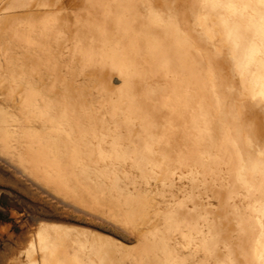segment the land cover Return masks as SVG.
I'll return each instance as SVG.
<instances>
[{
	"label": "bare ground",
	"instance_id": "obj_1",
	"mask_svg": "<svg viewBox=\"0 0 264 264\" xmlns=\"http://www.w3.org/2000/svg\"><path fill=\"white\" fill-rule=\"evenodd\" d=\"M128 1L0 0V90L6 100L19 96L13 105L20 115L3 111L0 100V157L66 201L127 221L140 245L132 222L143 218L155 226L151 207L90 183L89 160L101 167L119 153L117 143L111 154L96 144L109 134L106 122H114L131 145V166L141 182L176 175L180 186L189 185L191 205L187 197L182 208L166 214L167 233L188 229L195 232L190 239L200 234L197 247L209 264H264V0ZM13 50L30 62L28 74L39 76L44 69L52 75L51 99L38 103L39 94L23 83L25 72L12 67ZM77 77L100 99L77 86ZM95 102L102 111L93 110ZM213 152L224 153L230 165L226 184L218 186ZM240 196L248 213L253 208L262 215V224L242 207L247 219L233 224L226 218L230 201ZM201 198L212 201L205 205ZM249 217L254 225H246ZM257 225L261 231L249 230ZM44 229L40 250L22 257L26 264H113L114 253L102 247L101 237ZM152 238L142 253L137 246L130 256L173 264L170 255L169 263L155 256L169 253L162 251L165 235ZM249 240L258 244L244 245Z\"/></svg>",
	"mask_w": 264,
	"mask_h": 264
},
{
	"label": "rangeland",
	"instance_id": "obj_2",
	"mask_svg": "<svg viewBox=\"0 0 264 264\" xmlns=\"http://www.w3.org/2000/svg\"><path fill=\"white\" fill-rule=\"evenodd\" d=\"M230 1L235 4L240 3L237 0ZM212 2L217 4L219 1L212 0ZM128 4H130V0L128 1ZM39 16H42V13H40ZM16 19H18V17H16ZM20 53L21 52L13 50L11 56H9L12 60V67L17 71L21 70L25 72V79L23 80V83L26 84V86L30 88L31 91L39 94L38 103H40V99H51L52 92H50V88L52 84V75L47 73V71L44 69H41L39 76L28 74L30 62L24 57V55ZM58 62L61 64L59 60ZM60 69L62 70L63 76L66 77L67 73L65 72L66 70L64 65L61 64ZM40 76L41 78L43 77L42 80H40ZM4 77L5 73L4 68L2 67L0 68V80H2ZM82 77L76 78L75 82L77 86H79L83 90H86V94L93 95L94 98L100 99L99 94L93 91V88L87 84L88 82H84L82 80ZM117 78L118 76L115 75L113 77V80L115 81ZM114 83L116 86H118L116 81ZM60 90L61 88L60 86H58L57 91ZM90 91L92 93H90ZM3 94L4 92L0 90V100H4V102L1 104L2 110L9 114H14L16 116V119H18L20 115H18L17 111L15 112L13 102H19V96H15L13 100H6L3 97ZM100 103H94V111H102ZM20 121L23 122L22 119ZM106 124L109 128V134L99 137L96 140V144L100 142L103 146L102 148H104L105 150V154H111L112 144L117 143L119 145V153L118 155L111 157L107 162H103V166L101 165V167H99L100 165L93 160H89L88 171L90 183L94 187H103L113 192H117L124 200L129 199L131 196L137 197L138 199H140V204H142L144 207L145 205L151 207L149 208L147 206L146 208H149L151 212L150 217L156 223L155 226L150 220H147L145 223L144 221H142L143 218L139 220H133L132 223L135 224V228L137 227V233L141 239L140 245H138L137 235H135L128 228V226L125 225L127 221H118L115 220V218H111V216H105L100 212L85 209L81 206L73 204V202H70L69 199V201H66L64 197H62L61 195H57L54 190L46 187L44 184H41V182L35 180L27 172H24L15 163L10 160L8 161L7 158L2 156L3 158L0 157V264H26V262L22 260V257L25 254H30L33 251L38 252L37 250H40L39 243H42V240L46 237L44 235L48 234L46 233L48 232V229L44 228H47L49 226L83 230L93 236L101 237L102 247L105 250L109 249V252L114 253L115 258L113 260V264H148L145 257L141 259L142 262H139L137 261L136 256L134 260V256L132 258L130 255L136 253L134 248L137 246L138 249L140 247V253H142L147 245L153 242L154 238H152V235L160 237H163L165 235V238H167V242L165 241L166 243L161 240L163 244H165V247L163 248L167 250H162L163 248L161 250L163 251V253H169H167V257L162 256L160 252L159 253L161 256L159 255V253H156L155 256L157 259L165 258V260H162L167 262L166 260L168 258V255H170L172 256V259L174 261L171 262L172 259H168H170V262L173 264H204V262L209 264L206 261L207 259H205V254L203 252H200V240L198 239L199 242L197 240L200 234H198L199 236L196 234L197 238H194L197 240L196 244L193 238L190 239V237L195 236V232L193 233V231L191 230L183 229L181 230L182 233L177 231L167 233L168 220L166 219V214L173 210L175 213L176 210L182 208L188 198V207H190L191 205L190 198L192 196L189 195V197L187 195V189L189 188V185H185L184 183H182V185L180 186L179 179H177L178 176L176 175L171 176L170 178L165 177L166 179L168 178V180H165L164 178L161 180V178H159L160 180H151L150 182H148V184H144L143 182H141L140 174L131 166L133 159L131 158L132 156L130 155V151L132 150V148H130L131 145L129 146L128 140L121 138V136L124 135L122 132H119V130L115 131L116 123L107 121ZM24 126L25 128H27L25 123ZM44 132H46V130L43 129L42 133ZM115 133H117V136L120 137L116 138V136H114ZM91 145H94V142H91ZM121 151L123 154H121ZM212 155H215V157L218 158L220 165L218 170V186L219 182H221V184H226L225 176L229 174V170L231 169L230 165L224 163L226 162L224 153L216 154L213 152ZM122 156L126 158L125 163L120 162L122 161V159H120L122 158ZM110 164H112V166H109ZM149 173H153V171L151 170L149 171ZM171 178L172 180H170ZM187 178H191L190 173L189 175H187ZM220 187H223V185H221ZM234 199L232 200L234 201ZM243 199L244 198H241L240 196L236 197V200L234 202H228L230 205L229 208L227 207L228 209H226L225 214L226 218L229 219L230 217V221H232L233 224H235L239 218L242 219V217L247 214L249 216L250 213L252 214L254 212L255 214L253 213V215H257L256 210H252L253 208H249L252 212H247L248 209L245 207H247L248 205H245L246 200L244 201ZM182 200L184 201L182 202ZM209 201L211 202L212 200L208 199L207 202V198L200 199V202L204 203L205 205H208ZM240 202H242L243 204ZM249 202L250 201H248V203ZM215 203V206H213L214 211L216 212V207L220 208L221 210V207L217 205L219 203ZM252 206L253 205L250 204V207ZM238 207H240V209ZM241 207L243 208V211H245L244 208L246 209V214L241 210ZM243 213L245 215H242ZM253 215H250L252 216V221L253 217H255ZM258 216L255 217L256 222L259 220L257 218H262V215L258 214ZM221 217H223L222 211L220 218ZM245 217L247 219V216ZM246 219H244L245 223L247 221H250L251 224H249H253V222H251V218L250 220ZM259 222H257V224ZM247 224L248 223H246V225ZM259 224L262 223L260 222ZM257 226L259 227V229H249L250 227L248 228L246 226V228L243 229L242 232L244 233V231H246L247 229L261 231L262 228L260 227V225ZM263 226L264 225H262V227ZM203 230L204 229H202V231ZM239 230L241 231L242 229ZM40 234L42 237V239L41 237L39 238L41 242H39L38 239ZM188 235L189 237L184 238V236ZM182 236L184 239L182 238ZM248 239H251V237H249ZM185 240L187 242L188 240L189 242L191 240L193 241V243H190L188 245ZM256 241H254L255 245L257 243ZM250 243V240L245 241L244 245H248ZM241 245L242 244H239V246ZM238 249L241 248L239 247ZM242 249L239 251H242ZM242 253L243 252H240V254ZM202 254L204 255V257L202 256Z\"/></svg>",
	"mask_w": 264,
	"mask_h": 264
}]
</instances>
